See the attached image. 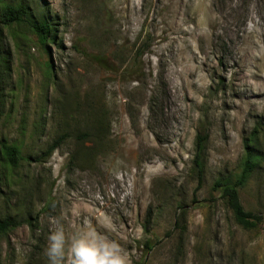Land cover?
<instances>
[{"label": "rangeland", "instance_id": "obj_1", "mask_svg": "<svg viewBox=\"0 0 264 264\" xmlns=\"http://www.w3.org/2000/svg\"><path fill=\"white\" fill-rule=\"evenodd\" d=\"M21 2L54 22L55 43L3 23ZM0 108L23 158L0 154V221L23 223L0 234V264H48L50 232L85 222L131 264H264V222L244 230L214 190L258 126L240 197L264 216V0H0Z\"/></svg>", "mask_w": 264, "mask_h": 264}, {"label": "trees", "instance_id": "obj_2", "mask_svg": "<svg viewBox=\"0 0 264 264\" xmlns=\"http://www.w3.org/2000/svg\"><path fill=\"white\" fill-rule=\"evenodd\" d=\"M3 23L7 26L26 23L44 46L48 43L56 42L57 29L54 22H51L43 12H34L31 6L27 5L25 2L16 5L9 3L4 5ZM46 68L49 72H52L50 69L52 66L49 63L46 64ZM1 112L2 109L0 108V115ZM259 133V127L256 126L249 138L245 139V153L240 174L234 179L229 178L217 181L214 185V190L220 192V197L228 210L232 213L236 224L247 231L257 229L264 222V216L261 214H255L245 210L240 197V189L247 185L261 161L262 155L257 147ZM67 139L68 135L66 134L56 139L49 146L45 154L51 155L54 153ZM206 140L207 135L199 134L197 136L193 163L199 186H202L205 176ZM0 154L4 158V163L10 168L16 167L19 161L23 159L19 148L16 145L10 144L3 136H0ZM27 223L32 225L29 220ZM22 224L21 221L12 218L1 220L0 234H4ZM150 249L151 248H149V250Z\"/></svg>", "mask_w": 264, "mask_h": 264}, {"label": "clouds", "instance_id": "obj_3", "mask_svg": "<svg viewBox=\"0 0 264 264\" xmlns=\"http://www.w3.org/2000/svg\"><path fill=\"white\" fill-rule=\"evenodd\" d=\"M48 264H131L127 252L85 222L71 236L62 226L50 232L44 249Z\"/></svg>", "mask_w": 264, "mask_h": 264}]
</instances>
